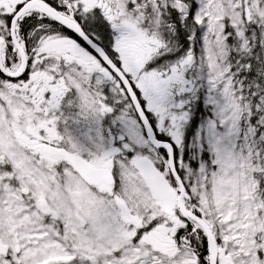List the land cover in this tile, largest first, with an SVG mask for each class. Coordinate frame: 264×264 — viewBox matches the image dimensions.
<instances>
[{"label": "snow or ice", "instance_id": "obj_1", "mask_svg": "<svg viewBox=\"0 0 264 264\" xmlns=\"http://www.w3.org/2000/svg\"><path fill=\"white\" fill-rule=\"evenodd\" d=\"M0 264H264V0H0Z\"/></svg>", "mask_w": 264, "mask_h": 264}]
</instances>
